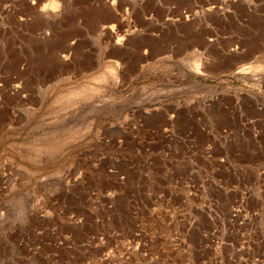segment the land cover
<instances>
[{
	"label": "rangeland",
	"instance_id": "obj_1",
	"mask_svg": "<svg viewBox=\"0 0 264 264\" xmlns=\"http://www.w3.org/2000/svg\"><path fill=\"white\" fill-rule=\"evenodd\" d=\"M255 47L264 0H0V264H264Z\"/></svg>",
	"mask_w": 264,
	"mask_h": 264
},
{
	"label": "crops",
	"instance_id": "obj_2",
	"mask_svg": "<svg viewBox=\"0 0 264 264\" xmlns=\"http://www.w3.org/2000/svg\"><path fill=\"white\" fill-rule=\"evenodd\" d=\"M261 38L258 40L260 43H261ZM250 45V47L253 45L252 43L251 44H249ZM253 49V48H252ZM250 53L252 54V55H257V54H263L264 53V49H259V48H256L255 47V49H253V50H250ZM258 108H256V110H257ZM258 110H261L260 108L258 109ZM258 113H259V115H262V118H263V123H260V124H262V126H264V110H263V108H262V110L261 111H257Z\"/></svg>",
	"mask_w": 264,
	"mask_h": 264
},
{
	"label": "bare ground",
	"instance_id": "obj_3",
	"mask_svg": "<svg viewBox=\"0 0 264 264\" xmlns=\"http://www.w3.org/2000/svg\"><path fill=\"white\" fill-rule=\"evenodd\" d=\"M191 27H192V26H191ZM117 41H119V39H118ZM184 45H185V44H184ZM186 46H187V45H186ZM195 48H196V47H195ZM181 50H182V49H181ZM125 52H126V51H125ZM179 52H180V51H179ZM153 53H154V52H153ZM192 65H194V66H193V68L191 67V69H195V71H197V73L200 72L199 69H200V66H201V65H200V63H199L198 61H197V63H193V64H191V66H192ZM193 71H194V70H193ZM239 72H240V71H239Z\"/></svg>",
	"mask_w": 264,
	"mask_h": 264
}]
</instances>
